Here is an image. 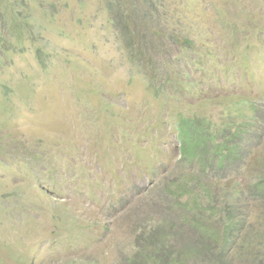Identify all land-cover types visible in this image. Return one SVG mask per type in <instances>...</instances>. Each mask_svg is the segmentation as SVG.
Masks as SVG:
<instances>
[{
    "label": "rangeland",
    "instance_id": "1",
    "mask_svg": "<svg viewBox=\"0 0 264 264\" xmlns=\"http://www.w3.org/2000/svg\"><path fill=\"white\" fill-rule=\"evenodd\" d=\"M20 2L6 11L32 25L24 50L0 51V264H126L161 218L177 224L159 231L173 264H223L225 211L171 209L157 189L199 170L180 160L181 113L220 122L258 108L259 146L222 175L213 203L256 174L264 0ZM245 196L224 264H264V200Z\"/></svg>",
    "mask_w": 264,
    "mask_h": 264
},
{
    "label": "trees",
    "instance_id": "2",
    "mask_svg": "<svg viewBox=\"0 0 264 264\" xmlns=\"http://www.w3.org/2000/svg\"><path fill=\"white\" fill-rule=\"evenodd\" d=\"M24 1L21 0V5L24 4ZM0 3L2 4L0 10L6 11L9 7L8 0H0ZM6 13L9 19L7 30L10 37L8 34L0 36V51L1 53L9 50L23 51L24 49L21 48L22 39L26 33L31 31L32 25L26 22L28 17L22 19L19 12L16 13L14 9L12 12L6 11ZM17 33L22 34V37H16ZM13 38L15 39L13 40ZM182 42L188 48L193 47V40L189 38H182ZM252 107L255 113L251 116L243 114V118L238 120L236 117H232L233 115H226L220 122L215 120L212 115L181 113L177 122L180 160L184 165L193 169L197 165L199 170L182 174L180 181L179 179L170 180L169 185L157 189V192L162 190L163 195L174 196V200L170 199L169 207L171 209L177 207L182 211L189 208L197 212L207 210L211 211L214 216H218L220 211H225V216L230 222L223 220V229H221L224 243L219 256L222 257L223 264L228 246L235 240L236 232L243 231L245 228V220L240 216L243 210V196L247 194L249 199L252 198L259 202L264 200V172L262 171L264 170V159H260L254 167L256 174L246 187L241 188L233 185L227 191L229 193L226 197L228 201L225 198L223 200L229 204L226 203L219 207L213 203L215 188L220 186L218 180L226 177L222 176L223 174L239 173L242 162L246 161L247 153L256 149L262 139V130L256 125L259 109L255 106ZM212 171L215 172L214 176L211 175ZM209 177H212L214 181L209 180ZM186 193L190 195V198L184 201L180 200V196ZM205 198H208L209 202L211 201L210 205L206 206L200 203ZM181 215L184 218L183 221L186 222L189 219L187 213L182 212ZM165 224H169L171 228H175L177 225L171 219L161 218L157 224V231L144 229L137 238V250L127 257L126 264H173L172 261L176 260L174 257L176 253L168 244L162 242L163 237L159 232L161 228L165 227ZM147 233L149 234L147 235ZM142 240L144 241L142 242ZM164 241L167 240L164 239Z\"/></svg>",
    "mask_w": 264,
    "mask_h": 264
}]
</instances>
